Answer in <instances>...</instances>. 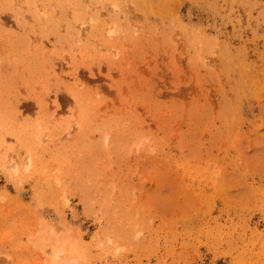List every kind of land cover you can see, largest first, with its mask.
<instances>
[{
	"label": "rangeland",
	"instance_id": "374dc122",
	"mask_svg": "<svg viewBox=\"0 0 264 264\" xmlns=\"http://www.w3.org/2000/svg\"><path fill=\"white\" fill-rule=\"evenodd\" d=\"M0 264H264V0H0Z\"/></svg>",
	"mask_w": 264,
	"mask_h": 264
},
{
	"label": "bare ground",
	"instance_id": "6f19581e",
	"mask_svg": "<svg viewBox=\"0 0 264 264\" xmlns=\"http://www.w3.org/2000/svg\"><path fill=\"white\" fill-rule=\"evenodd\" d=\"M16 165H14V167H15Z\"/></svg>",
	"mask_w": 264,
	"mask_h": 264
}]
</instances>
